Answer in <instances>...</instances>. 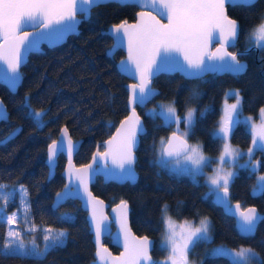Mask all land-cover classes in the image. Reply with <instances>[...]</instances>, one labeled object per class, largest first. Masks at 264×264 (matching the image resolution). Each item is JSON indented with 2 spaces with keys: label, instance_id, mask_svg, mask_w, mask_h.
Masks as SVG:
<instances>
[{
  "label": "trees",
  "instance_id": "16d2710c",
  "mask_svg": "<svg viewBox=\"0 0 264 264\" xmlns=\"http://www.w3.org/2000/svg\"><path fill=\"white\" fill-rule=\"evenodd\" d=\"M138 10L134 3L103 2L91 9L89 19L82 18L78 31L54 46L42 45V50L30 52L21 66L22 80L15 92L0 82V97L8 109V120L0 121V138L19 125V133L0 143V184L6 187L22 183L28 189L32 222L54 228H64L65 246L51 251L42 262L33 259H0V264H89L93 259L94 245L86 219V211L77 199L51 205L53 194L64 183L61 170L65 163L63 153L57 156L54 173L48 178L45 163L46 146L57 137L65 125L73 139L80 138L74 153L75 164L89 160L93 150L102 147L120 118L127 113V87L130 79L119 71L116 62L123 55L117 48L111 55L106 50L112 38L104 30L111 23L134 19ZM227 14L239 24L236 52H244L247 37L264 18V0H255L251 6H226ZM240 58L246 60V69L240 73H207L200 78L161 72L152 78L158 92L144 106H137L145 126L135 148L136 180L133 182L104 181L97 175L91 184L92 191L109 205L124 199L129 205V222L137 234L153 238V258L166 254L160 241L163 237V209L172 218L197 222L204 217L211 221L210 241L197 242L189 252L199 264H241L228 257L205 254L210 244L230 246L249 245L264 258V220L259 222L253 238L241 235L234 217L211 200L209 189L200 177L194 180L185 174H176L160 162V141H164L172 125L162 118H150L145 106L156 99L175 101L177 113L182 115L189 107L196 109V120L187 140L199 142L202 150L215 155L221 140L213 138V128L220 115V103L225 89L236 87L241 94V109L256 113L264 105V51L253 49ZM197 95H193V93ZM29 97L32 110H44L45 126L37 127L25 116L24 100ZM204 113L201 116V113ZM230 140L242 146L250 143V132L242 122L234 125ZM254 157L259 169H264V149L256 148ZM255 171L240 166L229 188L230 201L241 207L254 205L264 212V193L251 191ZM71 213L73 219H62ZM264 216V215H263ZM6 222L0 221V243L5 236ZM111 252L119 248L103 237Z\"/></svg>",
  "mask_w": 264,
  "mask_h": 264
},
{
  "label": "snow or ice",
  "instance_id": "6c2138e0",
  "mask_svg": "<svg viewBox=\"0 0 264 264\" xmlns=\"http://www.w3.org/2000/svg\"><path fill=\"white\" fill-rule=\"evenodd\" d=\"M104 0H0V63L7 66L6 79L12 87H16L22 80L20 72L25 53L31 50L35 41L31 37L34 32L25 29L32 27L36 32L64 33L75 31L77 28V16L85 20L91 16V9L100 6ZM119 3L127 4L134 2L138 7H147L148 11H140L136 24L129 25L123 22L113 26L109 34L114 38L113 47L122 46L127 42V61L121 62V70L129 71L134 68L139 82L129 85V101L131 113L120 122L116 135L106 141V150L97 151L93 154V164L97 160L103 161L107 168V162L111 160L114 168L119 170V175L128 180H135L134 149L138 136L145 133L141 117L136 112V105H144L152 96L156 95L151 82L153 76L168 66L176 67L189 78H200L206 69L227 66L233 73L240 74L246 69V64L241 62L240 57L249 54L254 48L264 51V19L259 26L248 35L247 47L244 52H230L229 47H235L239 37V24L226 14V6H251L255 0H118ZM156 11L161 17L167 19V23H161L152 11ZM212 42L219 44L215 50L210 49ZM197 95V93H193ZM235 97V103L227 105L224 114L218 122V128L213 133L214 139L223 140L224 148L218 158V167L213 175L208 177V183L217 192L223 194V201L229 198V188L236 173L232 170L233 165L243 155L239 149L232 148L228 143L234 125L238 121L241 108V97L238 91L229 93ZM26 109L25 116L33 121L37 127L45 126L44 110H32L29 97L24 100ZM261 125L259 131L253 125L252 144L247 151L248 163L254 149L259 146L264 149V108L260 109ZM150 118L160 117L171 126L176 125V131L168 137L165 143L160 141V157L176 158L191 165L187 171L193 176L203 172L212 160L203 154L202 146L190 145L187 137L190 134L196 120V109L188 108L183 117L178 115L175 101L160 105L159 110L153 108L147 113ZM204 113H201L203 116ZM251 119L250 117L248 118ZM8 114L3 101H0V121H7ZM184 124V131L180 132V124ZM20 129H14L9 138L19 133ZM8 139V138H6ZM2 143V141H0ZM69 164L76 150V144L69 137L67 128L61 129L59 141H53L48 146V165L50 172H54L57 156L65 151ZM93 164L84 168L69 170V184L65 185L63 193H57L59 207L68 199L80 198L90 210L91 223L95 230L97 244L96 256L102 264H156L150 256L152 242L147 236L137 239L131 233L128 226V204L121 200L113 211L116 213V221L120 227V233L124 239L125 251L120 257H112L111 253L101 244V236L104 231L106 217L101 214L97 217V209L103 203L97 200L88 189V182L93 172ZM225 164L228 169H225ZM259 163L252 165L258 168ZM74 180H78L76 184ZM259 184L254 187V192L264 193V175L258 177ZM71 185V188H70ZM6 186L0 184V221L6 220L8 230L0 243V259H33L42 262L53 250L65 246L67 233L64 230H56L50 227L43 229V247H40L35 238L25 243L23 232L19 229L21 215L27 223V217L31 212L28 200V189L21 185L18 189L5 191ZM20 195L21 204L18 211L6 217L2 215L7 204L12 202L15 194ZM236 212L239 217L238 228L246 238H253L259 222L264 220L255 207L240 211V205L236 204ZM164 211H167L165 205ZM62 219L71 220V213H65ZM166 225L165 238L162 248L169 251V256L163 264H189L188 255L192 247L200 241H210L211 221L204 217L199 225L185 222L177 226L165 215ZM16 225L17 227H13ZM24 231L35 233L37 226L33 223ZM131 241V244L129 243ZM212 255L230 257L241 264H264V258L252 247L241 246L238 250L226 249L223 246L213 249Z\"/></svg>",
  "mask_w": 264,
  "mask_h": 264
},
{
  "label": "water",
  "instance_id": "95a60500",
  "mask_svg": "<svg viewBox=\"0 0 264 264\" xmlns=\"http://www.w3.org/2000/svg\"><path fill=\"white\" fill-rule=\"evenodd\" d=\"M108 1H116L118 2V0H104V2H108ZM129 3H134V2H129ZM135 4V3H134ZM136 5V4H135ZM137 6V5H136ZM138 10L135 12V16H134V19L132 20H129V21H126V20H121L119 22H115V23H111L107 26V28L104 30L107 34H109V30L113 28V26L115 25H119L123 22H127V24L129 25H132V24H136L137 23V20H138V13L140 11H148L149 9L147 7L145 8H141V7H138ZM152 15H156L157 16V19H160L161 23H167V19L164 18V17H161L157 14L156 11H152L151 12ZM227 14V12H226ZM227 16L231 19H234L232 17H230L228 14ZM83 17L78 15L77 16V22L79 23L80 20L82 19ZM235 20V19H234ZM77 23V25H78ZM26 31L28 32H34L35 34L31 37V39L33 41H35V45L34 47L31 48V50L27 51L25 53V56H24V60H23V63L22 65L26 62L27 58H28V55L30 52H34V51H39V50H42V45H45V46H54V45H57L61 42H63L66 37L71 34V33H76L78 31V26L76 28L75 31H69V32H64L62 34L60 33H52V34H48V33H43V32H36L35 29H33L32 27H27L25 29ZM110 35V34H109ZM110 37L112 38V44L111 46L106 50V54L107 55H111L117 48H120L122 51H123V55L117 60L116 62V65H117V68L119 69L120 72H122L124 75H126L130 81L126 84V87H127V113L118 120V122L116 123L115 127L113 128L112 132L110 133L109 136H107L103 141H102V147L101 148H98L96 147L93 152L91 153L90 155V158L88 161L84 162V163H81V164H75L74 160H73V156H74V153L76 152V150L78 149L79 147V144H80V141L81 139L80 138H76V139H73L69 132V137L72 139L73 143L76 144V150L73 152L72 154V157H71V164H69V158H68V155H67V145L65 144V151L63 152L64 156H65V163H64V166L61 170V174L63 176V179H64V183L63 185L55 191V193L53 194V198H52V203L51 205L53 207H56L54 206L56 203H57V196L56 194L59 192V193H63L65 191V185L66 184H69V176H68V172L69 170L75 172L76 169H81V168H84L86 165H89V164H93V154L96 153L97 151H100V152H104L106 150V144L105 142L110 140L113 136L116 135V131H117V128L120 127V122L122 120H124L128 115H130L131 113V107H129L128 105V101H129V96H130V91H129V85L131 84H134V83H138L139 80H138V77L135 75V70L134 68L129 70V71H123L121 70V62L122 61H127V42L124 41L122 46H118L116 48L113 47V44H114V38L110 35ZM210 49L212 50H215V48L219 47V44L216 43V42H212L210 43L209 45ZM228 51L230 52H236V51H232L228 48ZM241 59V62L244 63V64H247L246 63V60L243 59V58H240ZM21 65V66H22ZM6 72H7V66L0 63V82L3 83L4 85L7 86V88L12 91V92H15L16 89H17V85L16 87H12L8 80L6 79ZM20 72H21V68H20ZM161 72H165V73H174V72H177L181 75H183L184 77L186 78H189L187 77L182 71H180L178 68L176 67H172V66H168L166 67L165 69L157 72L154 76H156L157 74L161 73ZM212 72H215V73H223V72H232L227 66H224V67H215V68H211V69H206L202 74L201 76L207 74V73H212ZM233 73V72H232ZM153 76V77H154ZM151 86L153 89H155L156 93L158 92V88L152 84L151 82ZM153 98V96L148 100L150 101L151 99ZM0 101H3L2 98L0 97ZM146 101L145 104L148 102ZM3 104L5 106V108L7 109V106L5 104V102L3 101ZM144 104V105H145ZM144 105H136V112L137 114L141 117V121H142V124H143V127L145 129V126H144V122H143V118L141 116V114L138 112L137 110V106H144ZM7 114H8V109H7ZM63 128H66L65 125H62L59 129V132L57 134V137L54 139L55 141H59L60 139V136H61V129ZM14 129H19V125L14 127L13 129H11L7 134H5L3 137L0 138V141L4 142L6 141L8 138L9 139V135L10 133L13 132ZM174 132V130L170 131L165 139V143L167 142V139L168 137H170L172 135V133ZM138 139H139V136H138ZM138 139H137V144H138ZM54 140L50 141L47 146H46V157H45V163L48 167V174H47V177L50 178L54 172H50V168H49V165H48V162H47V159H48V153H47V150H48V146L49 144H51ZM187 142L189 143V141L187 140ZM137 144H136V147H137ZM190 144V143H189ZM135 147V148H136ZM134 155H135V158H136V154H135V149H134ZM162 159H172V158H167V157H163ZM136 160V159H135ZM104 163L103 161H100V160H97L96 163L93 164V172L91 173L90 175V178H89V182H88V189L89 191L92 193V195L99 201H102L103 203L98 207L97 209V217L98 219L100 218L101 214L103 215V217H106L107 220L105 222V226H104V231H103V234L101 236V244L103 246V248H106L108 250L109 253H111L112 257H120L121 253L125 251V248H124V239H123V236L121 235L120 233V227H119V224L117 223L116 221V213L113 211V209H115L117 207L118 204H120L121 200H124V199H120L116 202H114L113 204L109 205L107 201H105L102 197H100L99 195L95 194L93 191H92V188H91V184L94 182L95 178L97 175H100L102 177V179L104 181H109V180H113L115 182H124V181H129V182H133L136 180H128V179H125V178H122L120 175H119V170L114 168L112 163H111V160H109L107 162L108 164V167L105 168L104 167ZM55 167V166H54ZM134 173H135V177H137V172L135 170V166H134ZM74 182L76 184L79 183L78 180H74ZM70 188H71V185H70ZM210 193L211 195V200L216 203L217 205H219L223 211L231 216L234 217V221H235V226L237 227V229L239 230L238 228V221H239V217L237 215H235L234 213L236 212V204H239L238 202L236 201H233L231 202L230 201V198H228V201L225 202L223 201V194L221 192H217L216 190L212 189V190H207L205 192V195H208ZM79 201L80 203V206L82 209H84L86 211V219H87V224H88V227H89V231L91 233V240L93 242V245H94V251H93V259L89 262V264H102V262L99 260V258L96 256V252H97V244H96V240H95V230L94 228L92 227V223H91V213H90V210L85 206L84 202L82 199L80 198H75ZM125 201V200H124ZM128 204V203H127ZM240 205V204H239ZM251 207H255L254 205H247L245 207H241L240 206V211H245L247 208H251ZM256 208V207H255ZM257 209V208H256ZM257 212L263 216L264 215V212H261L257 209ZM128 226L131 230V233L134 237H136L137 239L141 238V237H144V236H147L146 234H137L133 231V229L131 228L130 226V222H129V205H128ZM104 236H109L110 237V242L111 244L117 246L119 248V251L116 252V253H113L111 252L110 248L108 247L107 244L103 243V237ZM149 238V240L152 242V247H153V238H151L150 236H147ZM129 243L131 244V241H129ZM151 247V249H152ZM151 249H150V256H151V259L152 261H154V258L151 254ZM155 262V261H154Z\"/></svg>",
  "mask_w": 264,
  "mask_h": 264
},
{
  "label": "rangeland",
  "instance_id": "374dc122",
  "mask_svg": "<svg viewBox=\"0 0 264 264\" xmlns=\"http://www.w3.org/2000/svg\"><path fill=\"white\" fill-rule=\"evenodd\" d=\"M261 22H262V20L253 29H255L257 26H259L261 24ZM236 91H238L240 93L239 89L236 88V87H228V88L225 89V92L223 94V99H222V101L220 103V115H219V118L217 120L216 125L213 128V133L218 128V122L220 121L221 117L224 114L225 107L227 105H230V104L235 103V97L233 95H228V94L229 93H234ZM240 97H241V94H240ZM171 102H173V101L172 100H160V99H156L153 103H150V104L146 105L144 109H145L146 112H148V110L153 109V108H157L159 110V106L160 105H166V104H169ZM188 108H193L194 109L193 106H189ZM261 108H264V105H262L261 107H259V109L257 110L256 113H245L240 108V114H239L237 123L238 122H242L245 125V127L249 130V132H250V143H249V145L242 146V145H239V144H235L230 139L228 141V143H230V145H231L232 148L239 149L240 152L243 154L241 156V158H239V160L233 165L232 170L236 173L237 169L240 166H248L250 169H252V170L255 171V180H254V182L252 184V187H251V191L253 193H255L254 192V187L258 186V184H259L258 177L264 175V169H259V167L254 169L252 167V165H255V164L259 163V161L254 157L253 154H254L255 149L256 148H260V147L257 146L254 149L253 154H252V158H251V163H248L249 156L247 155V151H248V149L250 147H253V144H252L253 125H256L257 126V131H259V126L261 125V112H260V109ZM187 109L183 112L182 115H180L181 117L184 116V114L186 113ZM249 117L251 118L250 120L248 119ZM171 127H172V130L176 131V125L175 124H172ZM179 127H180V132H183L184 131V127H185L184 124L181 123ZM224 143L225 142L223 140H221V148H220L219 152L217 154H215V155L207 154V153H205L202 150L203 151V154L205 156H207V157H210L211 160H212V162L208 166L204 167L202 173L197 174L195 176H193L189 171H187L189 168H191V165L190 164H187L183 160V158H180L179 160H177L176 158L167 159V160L160 158V162H161V164L163 166L167 167L168 169H170V171H172V172H174L176 174H185V175H188L189 177H191L194 180H199L200 177H201L203 179V181L207 184L209 190H212L213 189L212 186L210 185V183H208V177L212 176L214 169H216L218 167V158H219L221 152L223 151ZM196 144H199V142H190V145H196ZM225 169L226 170L228 169V165L227 164H225ZM21 185L24 186V184L19 183V184H16L15 186L6 187L5 191H10V190L18 189ZM3 203H4L3 201H0V205H3ZM20 204H21L20 195L18 193H16L15 196H14V199L12 200V202L8 203L7 206H6V208H4V211H3L2 215H4L6 217L7 215H11L13 212L18 211L19 208H20ZM165 215L167 217H169L170 220L177 226V231L178 232H179V226L184 225L185 222H191L192 224L198 226L199 225V222L201 220L200 219L197 222H193V221L188 220V219L187 220L185 219V220H182V221H178V220L172 218L163 209V237H162V239L160 241V244L161 245H162V241L165 238V231H166V225L164 223V217H165ZM5 222H6V220H5ZM33 223L34 222H32V220L29 217V215L27 217V223H25V219L21 215L20 222H19L18 227L23 232V238L25 240V243H28L33 238H35L36 243L40 247H43V245H44V241H43V234H44L43 233V229L46 228V227H50V226L40 225V224L34 223L37 226L38 231H36L35 233H31V232L24 231V229L27 226H31V224H33ZM13 227H17V226L14 225ZM50 228H53V229H56V230H64L65 231L64 228H54V227H50ZM7 230H8V225H7V222H6V225H5V235H6ZM221 246H223L226 249H231V250H238L241 246L249 247V245L230 246V245H227L225 243H215V244H210L206 248L205 254H212V250L213 249H217V248H219ZM168 256H169V251H166V254L164 256L156 257V258H154V261L156 262V264H163V262L167 260ZM228 258L231 259L234 262L241 263V262L235 261L233 258H230V257H228ZM188 260H189V264H199L200 263V259L193 258L190 255H188Z\"/></svg>",
  "mask_w": 264,
  "mask_h": 264
}]
</instances>
